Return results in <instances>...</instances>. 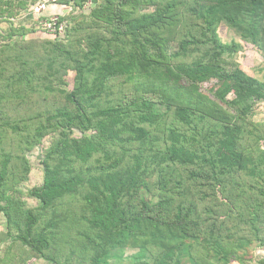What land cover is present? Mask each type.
I'll use <instances>...</instances> for the list:
<instances>
[{
  "label": "trees",
  "instance_id": "16d2710c",
  "mask_svg": "<svg viewBox=\"0 0 264 264\" xmlns=\"http://www.w3.org/2000/svg\"><path fill=\"white\" fill-rule=\"evenodd\" d=\"M41 2L54 31L9 20ZM0 20V243L24 249L14 264H264L246 258L264 246V118H250L264 80L218 34L264 52V0H0ZM53 135L28 206L26 154Z\"/></svg>",
  "mask_w": 264,
  "mask_h": 264
},
{
  "label": "rangeland",
  "instance_id": "374dc122",
  "mask_svg": "<svg viewBox=\"0 0 264 264\" xmlns=\"http://www.w3.org/2000/svg\"><path fill=\"white\" fill-rule=\"evenodd\" d=\"M90 4V3H89ZM89 4H85L88 6ZM35 6H32L31 9L28 8L27 10L21 11L17 14L14 18H11V22L13 25H20L23 24L26 27L36 29L35 32H31L34 35L37 33L38 36H45L46 32L42 30L41 27H44L45 22L41 16L33 15L32 8L34 9ZM62 7V6H56ZM60 9V8H59ZM58 10L59 12L61 10ZM86 12L89 10L86 8ZM67 9L65 13H67ZM85 12L77 11L74 13L75 18H80ZM50 19V15H49ZM8 26V22L5 20H0V28L5 29ZM48 32V31H47ZM218 34L222 42L228 44L231 48L236 46V50L233 52V59L237 62L241 69H243L247 74L251 76H255L258 79L264 80V52L258 50L255 46L251 43H247L243 41L239 36L234 32L233 29L229 28L226 24L221 23L218 27ZM73 72H69L66 79L68 81L67 87H70L72 83ZM225 84L222 82H218L216 80H207L200 85V89L202 92L206 94H213L220 93L224 90ZM231 94L228 96L230 97ZM251 119L254 120H261L264 118V104L260 102H256L253 108V113L250 116ZM55 135L52 137H46L41 144L35 146L29 152H27L26 157L30 162V172L27 179L21 184V189L23 190L22 199L28 206H35L38 204L37 200L29 197L26 192L29 188L34 186H38L42 182V166L40 163L41 155L43 154L44 148L49 145L51 139L54 138ZM5 229V219L2 213H0V234L4 232ZM134 252L132 249H127L125 254H130ZM24 249L20 248L18 243L12 242L9 238L7 241L0 243V257L6 256L9 259H12V263H16V260L20 259L21 256H24ZM264 256V246L255 248V250H249L246 258L250 257H259ZM24 260V257H23ZM30 264H48L46 261L42 260L41 258H32L27 260ZM231 264H239L236 261H232Z\"/></svg>",
  "mask_w": 264,
  "mask_h": 264
},
{
  "label": "built area",
  "instance_id": "2783aa9c",
  "mask_svg": "<svg viewBox=\"0 0 264 264\" xmlns=\"http://www.w3.org/2000/svg\"><path fill=\"white\" fill-rule=\"evenodd\" d=\"M54 1V0H52ZM46 8V3L45 2H41L37 5H35L33 11L36 12V13H41L44 9ZM56 19L57 17L56 16H51L50 19H48L47 21H44L45 22V27L48 31H54L55 30V24H56ZM60 29L62 28V25L59 26Z\"/></svg>",
  "mask_w": 264,
  "mask_h": 264
}]
</instances>
